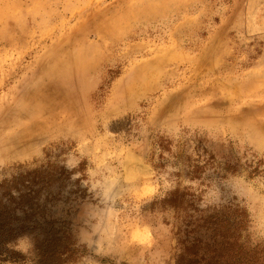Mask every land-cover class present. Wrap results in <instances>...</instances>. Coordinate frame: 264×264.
Returning <instances> with one entry per match:
<instances>
[{
    "label": "rangeland",
    "instance_id": "rangeland-1",
    "mask_svg": "<svg viewBox=\"0 0 264 264\" xmlns=\"http://www.w3.org/2000/svg\"><path fill=\"white\" fill-rule=\"evenodd\" d=\"M20 178L0 264H264V0H0Z\"/></svg>",
    "mask_w": 264,
    "mask_h": 264
},
{
    "label": "trees",
    "instance_id": "trees-1",
    "mask_svg": "<svg viewBox=\"0 0 264 264\" xmlns=\"http://www.w3.org/2000/svg\"><path fill=\"white\" fill-rule=\"evenodd\" d=\"M9 183L6 182V184L0 186L2 188L0 197H5V202L0 199V257L11 253L6 246L12 240L29 232L28 230L41 228L38 223H26L28 220L26 214L31 209V202L33 200L37 201V192H21L22 178L17 181L11 180ZM12 191L16 195H13ZM33 204L36 205V203ZM4 258L6 257L2 259Z\"/></svg>",
    "mask_w": 264,
    "mask_h": 264
},
{
    "label": "bare ground",
    "instance_id": "bare-ground-1",
    "mask_svg": "<svg viewBox=\"0 0 264 264\" xmlns=\"http://www.w3.org/2000/svg\"><path fill=\"white\" fill-rule=\"evenodd\" d=\"M46 84H47V83H46ZM44 88H45V89H44ZM49 90H51V89H50V86H49V83H48V84L46 85V87H43V88H42V92H41L42 95H47L48 92H49ZM38 92H39V91H38ZM38 92H37V93H38ZM37 96H38V95H37ZM53 96H54V95H53ZM50 97H51V96H50ZM50 97H49V98H50ZM49 98H47V99H49ZM39 99H40V98H39ZM42 99H43V98H42ZM47 99H46V101H47ZM51 99H52V98H51ZM40 100H41V99H40ZM42 102H43V101H42ZM44 104H45V103H44ZM41 113H42V112H41ZM47 114H48V113H47Z\"/></svg>",
    "mask_w": 264,
    "mask_h": 264
}]
</instances>
